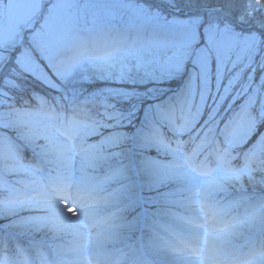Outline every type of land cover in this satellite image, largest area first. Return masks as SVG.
Returning <instances> with one entry per match:
<instances>
[{"label":"snow or ice","instance_id":"1","mask_svg":"<svg viewBox=\"0 0 264 264\" xmlns=\"http://www.w3.org/2000/svg\"><path fill=\"white\" fill-rule=\"evenodd\" d=\"M239 4L9 0L0 264H264V0Z\"/></svg>","mask_w":264,"mask_h":264},{"label":"rangeland","instance_id":"2","mask_svg":"<svg viewBox=\"0 0 264 264\" xmlns=\"http://www.w3.org/2000/svg\"><path fill=\"white\" fill-rule=\"evenodd\" d=\"M242 6H243V0H241V4H239L237 6V9H239ZM8 10H9V0H0V12L3 13V15H0V25H2L5 28H7L8 25H9V23H10V18H9V15H8ZM23 11H24V9H23L22 6L19 9H17V12H23ZM262 11H264V10H262ZM245 26L246 27H251L252 26L251 20H248L246 18V24H245ZM25 87L30 90L31 88L36 87V85L34 84V82L28 80V81L25 82ZM42 91H46V90H42ZM15 95H16V103L19 104L21 102L20 95L19 94H15ZM24 95H25V98H26L27 93L25 92ZM16 179H17V177L12 176V177H10V182L15 183ZM26 239L27 238H25V240ZM11 253L12 252L10 251V254Z\"/></svg>","mask_w":264,"mask_h":264},{"label":"trees","instance_id":"3","mask_svg":"<svg viewBox=\"0 0 264 264\" xmlns=\"http://www.w3.org/2000/svg\"><path fill=\"white\" fill-rule=\"evenodd\" d=\"M15 235H10V238L14 237ZM15 237H18V236H15Z\"/></svg>","mask_w":264,"mask_h":264}]
</instances>
